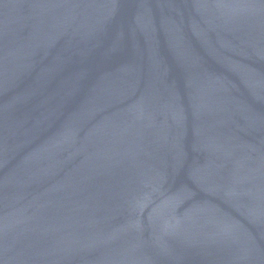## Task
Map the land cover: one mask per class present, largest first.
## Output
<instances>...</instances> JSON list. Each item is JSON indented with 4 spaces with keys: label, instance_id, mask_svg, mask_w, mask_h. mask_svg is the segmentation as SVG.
<instances>
[{
    "label": "water",
    "instance_id": "95a60500",
    "mask_svg": "<svg viewBox=\"0 0 264 264\" xmlns=\"http://www.w3.org/2000/svg\"><path fill=\"white\" fill-rule=\"evenodd\" d=\"M0 264H264V0H0Z\"/></svg>",
    "mask_w": 264,
    "mask_h": 264
}]
</instances>
